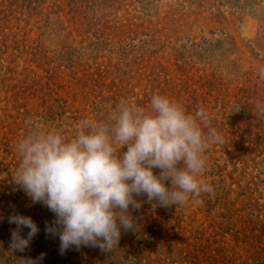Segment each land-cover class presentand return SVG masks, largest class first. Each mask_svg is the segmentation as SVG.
Wrapping results in <instances>:
<instances>
[{
    "label": "rangeland",
    "instance_id": "rangeland-1",
    "mask_svg": "<svg viewBox=\"0 0 264 264\" xmlns=\"http://www.w3.org/2000/svg\"><path fill=\"white\" fill-rule=\"evenodd\" d=\"M261 66L264 0H0V264H264ZM153 94L208 113L223 138L203 154L214 193L168 208L137 196L138 230L122 229L116 251L61 252L45 232L55 215L14 181L18 143L37 125L72 139L122 101L150 113ZM16 214L39 232L12 253Z\"/></svg>",
    "mask_w": 264,
    "mask_h": 264
},
{
    "label": "clouds",
    "instance_id": "clouds-1",
    "mask_svg": "<svg viewBox=\"0 0 264 264\" xmlns=\"http://www.w3.org/2000/svg\"><path fill=\"white\" fill-rule=\"evenodd\" d=\"M258 75L264 80V66ZM150 104L151 112L146 113L122 101L109 122L79 121L72 139L37 125L18 143L22 159L14 181L34 204H43L55 215L45 232L59 236L61 252L73 246L116 251L122 229L138 230L130 212V207H142L137 196H146L148 203L155 200L154 207L168 208L214 193L201 178L206 168L203 154L223 138L210 127L206 110L201 107L188 114L160 94H153ZM256 110L264 115V102L258 101ZM153 169H159V175ZM8 222L16 225L10 251L24 252L39 232L36 223L18 214L9 216ZM24 228L29 229L27 237L21 235ZM42 258L43 254L38 260Z\"/></svg>",
    "mask_w": 264,
    "mask_h": 264
}]
</instances>
